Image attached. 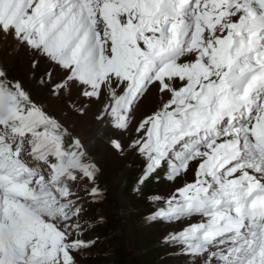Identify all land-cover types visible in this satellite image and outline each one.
<instances>
[{
  "label": "snow or ice",
  "instance_id": "6c2138e0",
  "mask_svg": "<svg viewBox=\"0 0 264 264\" xmlns=\"http://www.w3.org/2000/svg\"><path fill=\"white\" fill-rule=\"evenodd\" d=\"M6 28L78 72L115 76L133 103L155 89L137 125L138 183L165 165L170 183L195 178L146 221H192L161 237L183 264H264V0H0ZM0 192V264H76L100 239L83 238L91 225L66 239L48 220L21 235L18 193Z\"/></svg>",
  "mask_w": 264,
  "mask_h": 264
},
{
  "label": "rangeland",
  "instance_id": "374dc122",
  "mask_svg": "<svg viewBox=\"0 0 264 264\" xmlns=\"http://www.w3.org/2000/svg\"><path fill=\"white\" fill-rule=\"evenodd\" d=\"M23 40L11 28L0 31V87L17 93L23 108L33 107L43 118L51 117L55 127L60 126L55 141L69 155H81L77 169L87 180L86 191L71 194L67 201L72 212L66 219L47 217L46 211L37 214L33 209L32 213L41 222L54 221L66 239L79 238L82 228L91 225L83 238L98 235L100 239L94 247L77 253L76 264H183L162 245L161 237L170 228L192 221L154 227L145 216L154 204L166 208L167 198L182 183L192 181L193 172L170 183L163 179L165 165L159 170V182L152 179L144 196L138 183L145 161L136 148L143 140L137 125L159 103L155 89L133 103L115 76L78 72L74 65ZM94 186L91 193L89 188ZM151 194H159L162 200L150 203ZM20 202L21 209L30 212L28 205ZM138 228L147 229L141 250L132 239Z\"/></svg>",
  "mask_w": 264,
  "mask_h": 264
},
{
  "label": "trees",
  "instance_id": "16d2710c",
  "mask_svg": "<svg viewBox=\"0 0 264 264\" xmlns=\"http://www.w3.org/2000/svg\"><path fill=\"white\" fill-rule=\"evenodd\" d=\"M148 183H151V180H149L147 183H145L142 186V191H141V195L142 196L146 195V191H147V189L149 187ZM159 224L160 223L157 222V223H152L151 225H155L154 227H157V225H159ZM99 227L102 228L103 226L99 225ZM146 235H147V229H145V228H142V229L138 228L137 230H135V235H132V236H135V238H132V239H134L135 243H137V244H135V246L137 247V245H138L137 248H139V250L144 248L145 244H143L144 243L143 241H144V238H145Z\"/></svg>",
  "mask_w": 264,
  "mask_h": 264
}]
</instances>
